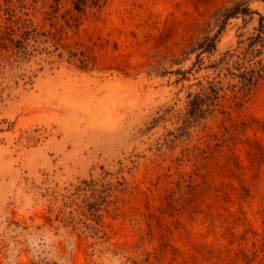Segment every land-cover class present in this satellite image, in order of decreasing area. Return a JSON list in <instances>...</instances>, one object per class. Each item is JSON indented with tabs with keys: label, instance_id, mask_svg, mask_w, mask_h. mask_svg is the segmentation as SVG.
I'll return each instance as SVG.
<instances>
[{
	"label": "rangeland",
	"instance_id": "1",
	"mask_svg": "<svg viewBox=\"0 0 264 264\" xmlns=\"http://www.w3.org/2000/svg\"><path fill=\"white\" fill-rule=\"evenodd\" d=\"M77 2L0 0V264H264V0Z\"/></svg>",
	"mask_w": 264,
	"mask_h": 264
},
{
	"label": "trees",
	"instance_id": "2",
	"mask_svg": "<svg viewBox=\"0 0 264 264\" xmlns=\"http://www.w3.org/2000/svg\"><path fill=\"white\" fill-rule=\"evenodd\" d=\"M92 1H93L94 5H98L99 6L101 4V2H103L104 0H92ZM85 3H86V0H78L77 5H76V9L77 10H82V6ZM238 11L239 12H237L236 14H242L243 16L252 14V12H249L247 10V8H243L242 10H238ZM262 29L264 30V26H262ZM260 35H264V32H261ZM209 45H210L211 49H214V50L216 49L215 45H213V41H210ZM253 73H255V72H253ZM252 82H253V75L251 76V78L248 79V84L247 85H250ZM212 91H213V93L215 95L214 100L218 99V93L215 90H212Z\"/></svg>",
	"mask_w": 264,
	"mask_h": 264
}]
</instances>
